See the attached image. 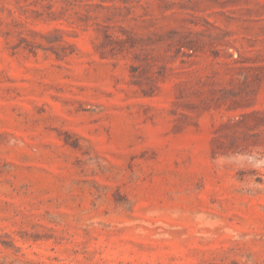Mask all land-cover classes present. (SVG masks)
I'll list each match as a JSON object with an SVG mask.
<instances>
[{
  "label": "rangeland",
  "instance_id": "obj_1",
  "mask_svg": "<svg viewBox=\"0 0 264 264\" xmlns=\"http://www.w3.org/2000/svg\"><path fill=\"white\" fill-rule=\"evenodd\" d=\"M71 1L0 0V264H264V0Z\"/></svg>",
  "mask_w": 264,
  "mask_h": 264
},
{
  "label": "trees",
  "instance_id": "obj_2",
  "mask_svg": "<svg viewBox=\"0 0 264 264\" xmlns=\"http://www.w3.org/2000/svg\"><path fill=\"white\" fill-rule=\"evenodd\" d=\"M67 1V5H71V4H74V3H72V1L71 0H66ZM49 8H50V10H52V6L51 5H49ZM25 22H27V20L25 21ZM45 38L48 40V42H50V44H53V43H63V44H68V41H65L64 40V37H63V31H61V30H59V29H57V30H54L52 33H47L46 35H45ZM61 46L63 47L64 45H62L61 44ZM55 47H51V48H49V49H54Z\"/></svg>",
  "mask_w": 264,
  "mask_h": 264
}]
</instances>
